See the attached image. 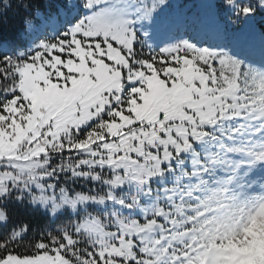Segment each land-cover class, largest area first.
<instances>
[{"label": "snow or ice", "instance_id": "1", "mask_svg": "<svg viewBox=\"0 0 264 264\" xmlns=\"http://www.w3.org/2000/svg\"><path fill=\"white\" fill-rule=\"evenodd\" d=\"M0 264H264V0H0Z\"/></svg>", "mask_w": 264, "mask_h": 264}]
</instances>
